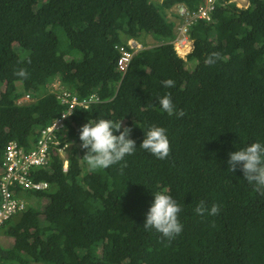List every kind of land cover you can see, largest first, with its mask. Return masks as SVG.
I'll return each instance as SVG.
<instances>
[{"label": "trees", "instance_id": "16d2710c", "mask_svg": "<svg viewBox=\"0 0 264 264\" xmlns=\"http://www.w3.org/2000/svg\"><path fill=\"white\" fill-rule=\"evenodd\" d=\"M246 1L220 0L209 21L190 25L182 58L169 11L201 0H0V164L8 142L31 150L65 109L50 84L97 97L58 133L68 142L67 169L52 153L32 172L48 189L19 195L26 207L1 230L13 242L0 243V264H264V193L225 163L235 148L264 142V0ZM146 35L157 44L139 49L121 74L115 46ZM165 79L174 85L165 88ZM165 94L183 116L160 110ZM101 117L131 126L137 146L147 126L164 127L168 156L137 148L89 170L79 128ZM158 191L181 205L183 228L171 239L142 227ZM201 201L218 212L198 215Z\"/></svg>", "mask_w": 264, "mask_h": 264}, {"label": "clouds", "instance_id": "9594fccd", "mask_svg": "<svg viewBox=\"0 0 264 264\" xmlns=\"http://www.w3.org/2000/svg\"><path fill=\"white\" fill-rule=\"evenodd\" d=\"M130 40L137 42L135 39H129L126 43ZM126 43L121 45H126ZM215 55L213 53L208 57L206 63H214ZM15 74L20 78L27 77L24 68H20ZM174 83L172 79L161 81L165 88L172 87ZM157 102L160 110L167 115L175 114L180 117L184 114L183 111L176 108L169 94L159 97ZM131 132L132 127H122L121 120L113 121L103 117L87 119L79 128L78 139L80 148L85 150L82 158L86 161L89 170L108 169L110 166L124 161V158L132 155L137 148L143 149L157 159H165L168 156L170 146L164 127L156 124L147 126L143 131V139L139 146L131 138ZM225 163L228 166V172L233 173L238 167L243 182L253 186L257 192L264 193V142L257 140L243 147L235 148L234 151L228 153ZM151 195L152 200L144 215L142 227L145 230H154L169 239L179 235L183 228L178 218L181 205L166 191H158ZM194 210L198 215L204 214L206 210L209 214H216L218 206L213 204L210 209H206L204 202L201 201Z\"/></svg>", "mask_w": 264, "mask_h": 264}, {"label": "built area", "instance_id": "2783aa9c", "mask_svg": "<svg viewBox=\"0 0 264 264\" xmlns=\"http://www.w3.org/2000/svg\"><path fill=\"white\" fill-rule=\"evenodd\" d=\"M219 1L201 0L197 9L193 10L184 5L175 6L179 22L174 25L175 37L172 44L180 57L186 56L192 48V41L187 34L189 26L197 20L209 21ZM115 49L118 53L117 70L123 74L133 53L141 47L137 42L130 40L126 45H116ZM50 87L54 89L65 109L40 130L31 150L25 151L15 141L8 142L4 147L0 164V233L6 221L26 207V199L19 196L20 194L42 192L48 189L46 181H35L31 174L35 169L48 165L50 154L56 153L63 158V171L66 170L68 142L62 143L58 133L64 129L66 120L75 108L86 109L91 103L97 101L95 95L78 99L76 95L63 89L59 81L50 84ZM28 100L29 96L25 95L19 99V102Z\"/></svg>", "mask_w": 264, "mask_h": 264}, {"label": "rangeland", "instance_id": "374dc122", "mask_svg": "<svg viewBox=\"0 0 264 264\" xmlns=\"http://www.w3.org/2000/svg\"><path fill=\"white\" fill-rule=\"evenodd\" d=\"M157 1H158V0H157ZM234 1H235V3L238 5V7H245V6H247V1H246V0H234ZM174 10H175V8H174L173 10L171 9V10L169 11V14H170V13L172 14V12H173V15H170V19H172L173 22L177 24L179 21H178L177 15H176L177 12L175 13ZM173 40H174V39H173ZM173 40H172V41H173ZM137 42L139 43L141 49H142V48H149V47H152V46H154V45L157 44V42L154 41L150 35H146V36H144L143 38L137 40ZM184 57H185V56H183V58H184ZM187 66H190V64L187 65ZM23 102H24V101H23ZM25 102H26V101H25ZM44 203H45V200H42V201L40 202V204H41L40 206L42 207ZM12 242H13V241H12L11 238H7V237H4L3 235H1V237H0V243H1L2 246H7V245L11 244Z\"/></svg>", "mask_w": 264, "mask_h": 264}, {"label": "crops", "instance_id": "0c3cea01", "mask_svg": "<svg viewBox=\"0 0 264 264\" xmlns=\"http://www.w3.org/2000/svg\"><path fill=\"white\" fill-rule=\"evenodd\" d=\"M174 8H175V7H173L172 10H173ZM170 10H171V9H170ZM174 11H175V10H174ZM170 15H173V12H172V14H171V13L169 14V17H170Z\"/></svg>", "mask_w": 264, "mask_h": 264}]
</instances>
